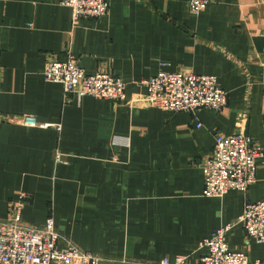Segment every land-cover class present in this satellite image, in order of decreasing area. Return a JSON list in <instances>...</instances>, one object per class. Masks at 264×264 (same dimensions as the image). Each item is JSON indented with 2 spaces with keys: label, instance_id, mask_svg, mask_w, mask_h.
Wrapping results in <instances>:
<instances>
[{
  "label": "crops",
  "instance_id": "obj_1",
  "mask_svg": "<svg viewBox=\"0 0 264 264\" xmlns=\"http://www.w3.org/2000/svg\"><path fill=\"white\" fill-rule=\"evenodd\" d=\"M109 7L74 24L64 0H0V219L26 195L24 224L52 217L78 247L109 259L101 264L195 263L203 241L227 225L232 251L262 258L264 246L238 218L249 200H264V159L248 190L222 197L203 194L202 165L217 134L246 133L264 147V0H211L199 15L188 0ZM69 56L88 74L122 78L125 99L66 93L48 81V61ZM163 70L217 76L227 104L192 112L147 105L143 82ZM21 115L39 124L5 120Z\"/></svg>",
  "mask_w": 264,
  "mask_h": 264
},
{
  "label": "built area",
  "instance_id": "obj_2",
  "mask_svg": "<svg viewBox=\"0 0 264 264\" xmlns=\"http://www.w3.org/2000/svg\"><path fill=\"white\" fill-rule=\"evenodd\" d=\"M210 2L188 0V6L193 14L199 15ZM64 3L72 8L74 24L82 18L103 17L110 8L109 0H64ZM44 76L48 81L61 83L66 93L110 99L117 103L126 97L127 83L122 78L110 72L88 74L73 56L66 60L48 61ZM143 83L147 87L144 97L146 104L170 112H192L202 107L220 110L228 102V92L219 85L215 75L163 70ZM5 120L26 126L39 124L30 115L13 116ZM259 159H264V147L252 136L242 132L217 134L215 147L202 165L203 194L222 197L230 190H248L256 181ZM56 160L63 162L62 154L57 153ZM25 202L26 195H22L9 218L0 219V264H101L109 260L81 249L62 235L56 229L52 217L41 227L24 224L22 210ZM238 222L243 225L248 236L264 246V200L248 201ZM230 227L227 225L217 229L203 241L201 246L205 252L198 262H191L187 256H177L174 259L164 257L157 261L133 264H264V254L260 259L251 260L247 254L230 249L227 241ZM62 242L66 244L64 250L59 248Z\"/></svg>",
  "mask_w": 264,
  "mask_h": 264
},
{
  "label": "bare ground",
  "instance_id": "obj_3",
  "mask_svg": "<svg viewBox=\"0 0 264 264\" xmlns=\"http://www.w3.org/2000/svg\"><path fill=\"white\" fill-rule=\"evenodd\" d=\"M250 201V200H249Z\"/></svg>",
  "mask_w": 264,
  "mask_h": 264
}]
</instances>
